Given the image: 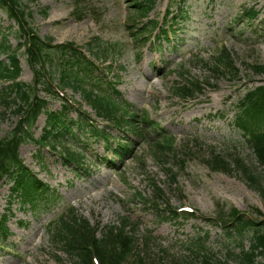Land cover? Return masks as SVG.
Instances as JSON below:
<instances>
[{
  "label": "rangeland",
  "instance_id": "374dc122",
  "mask_svg": "<svg viewBox=\"0 0 264 264\" xmlns=\"http://www.w3.org/2000/svg\"><path fill=\"white\" fill-rule=\"evenodd\" d=\"M19 1L26 13L32 12L27 20L43 39L74 42L87 54L95 39L115 46L117 55L103 65L111 64V72L106 77L96 74L103 81L117 82L122 99L131 102L149 123L140 122L141 136L128 127L108 129L112 139L128 144L122 161L115 159L113 166L93 164L104 150L102 142L88 143L91 150L81 171L69 169L53 149H42L33 141L24 144L20 148L24 164L55 188L58 199L39 210L22 207L9 196L10 185L4 182L0 216H9L10 235L7 249L0 250V264H70L72 260L54 246L49 231L70 206L79 217L100 228L118 225L122 216L128 217L138 236L154 238L147 250V264H217L218 259L239 264L228 252H238L240 246L249 249L253 232H245L243 242H238L237 236H227L225 224L234 211L246 219L264 221V180L261 178L262 185L251 183L235 158L249 171L258 174L261 168L234 125L238 98L264 81V74L254 69L264 62V0H156L148 17L153 24L163 22L170 8L177 14V5L184 7L182 19L174 27L178 32L164 44L137 42L143 30L137 29L140 21L129 18L135 10L133 0ZM251 9L259 12L255 20L244 13ZM2 35L14 47L24 41L16 21L0 8ZM222 48L237 70L234 77L210 69ZM23 50L20 80L31 84L34 74ZM186 79L200 82L204 88L189 101L176 96V86ZM65 92L98 124H106L79 94L70 89ZM38 95L43 96V91ZM48 103L51 111L61 109L59 99L49 97ZM7 106L0 101V138L20 121L15 107ZM69 117L75 119L76 114ZM45 125L46 114H42L32 130L35 139L42 137ZM77 133L76 138L83 142L86 136ZM164 135L172 138L171 145L162 139ZM110 144L114 149L117 143ZM214 156L231 163L228 171H213L205 164ZM149 202L162 207L153 208ZM187 206L194 209L193 215L182 213ZM200 238L206 249H200ZM208 255L212 259L206 262ZM255 264H264V257Z\"/></svg>",
  "mask_w": 264,
  "mask_h": 264
},
{
  "label": "trees",
  "instance_id": "16d2710c",
  "mask_svg": "<svg viewBox=\"0 0 264 264\" xmlns=\"http://www.w3.org/2000/svg\"><path fill=\"white\" fill-rule=\"evenodd\" d=\"M154 2L155 0H135L137 7L144 8L142 16L153 9ZM0 8L18 23L25 38L22 46L25 47L28 63L35 75L33 84L18 81L21 68L17 50L11 49L8 44H0V50L6 53L9 61L0 60V81L11 82L5 89L0 90V101L8 105L6 108L15 106V112L18 117H21L18 127L0 139V182L6 178L12 183L11 194L17 197L23 205L33 207L38 206V203L42 201H50L53 196L50 198L49 190L31 174L20 159L19 147L22 144L34 140L41 145H51L56 148L58 145H64L62 142L66 139L74 138L72 130L74 125L83 128L86 135L91 138H102L106 143L110 140L106 131L107 126L106 129L99 128L87 112H78L77 120L69 119L68 112L72 111L74 106L63 98L60 111L49 110L48 101L38 95V87L45 92L46 96L59 99L58 92L53 85L55 81L60 89H72L80 94L98 117L117 128H121L124 124H136L137 120L134 114H129L128 105L121 104L116 99L115 90L112 88L113 83L105 82L106 87H103V79H98L94 75L95 70L101 68L96 66L95 62L87 57L78 45L73 42L56 44L52 38L43 40L27 20L28 15L32 16V12L26 13L19 0H0ZM46 12L44 10V15ZM258 14L255 10L246 12L250 19H255ZM95 42L96 46L89 49L90 54L95 55V58L106 61L108 57L113 56L111 46L104 45L98 39H95ZM95 51L99 52L95 53ZM210 64V69L216 74L234 77L237 73L230 55L224 51ZM254 69L264 73V63L258 64ZM177 90L184 96H193L199 90V86L187 82ZM43 112L47 113L46 127L42 138L35 140L31 130ZM235 125L242 131L246 144L255 155L261 172L255 174L249 171L239 158H235V161L247 174L251 183L262 185L261 178L264 180V83L247 90L239 98L236 104ZM137 129H139L138 126L135 130ZM166 143L171 145L169 140H166ZM62 149L65 151L66 161L73 160L74 152L71 148L64 145ZM77 156L83 158V156ZM206 163L213 170L228 171V167H231L230 162L219 156L212 157V160ZM153 204L157 205V203ZM232 217L230 224L225 226L228 229L229 238L237 236L238 242H243L245 232L251 230L253 235L250 239V249L244 250L241 247L238 253L235 250L229 251L228 256L239 264H254L259 256L264 257V221L256 222L246 219L236 211L233 212ZM127 223L128 221L124 220L119 226H108L99 230L86 219L73 215L60 220L54 233V239L71 258L72 264H95V258L99 264H147L145 258L152 244L151 239L146 236L141 242L136 237L135 230L133 233L130 232ZM5 224V221L0 223V238L3 237V239L7 237L8 231ZM98 232L101 234L98 235ZM198 243H200V249H206L205 241L200 240ZM141 244L146 249L141 250ZM211 259L212 256H206V262ZM216 261L217 264H227L220 259Z\"/></svg>",
  "mask_w": 264,
  "mask_h": 264
}]
</instances>
